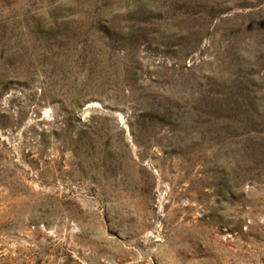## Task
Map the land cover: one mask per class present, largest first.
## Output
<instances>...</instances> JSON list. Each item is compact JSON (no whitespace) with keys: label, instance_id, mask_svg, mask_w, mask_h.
I'll use <instances>...</instances> for the list:
<instances>
[{"label":"rangeland","instance_id":"obj_1","mask_svg":"<svg viewBox=\"0 0 264 264\" xmlns=\"http://www.w3.org/2000/svg\"><path fill=\"white\" fill-rule=\"evenodd\" d=\"M0 264H264V0H0Z\"/></svg>","mask_w":264,"mask_h":264}]
</instances>
